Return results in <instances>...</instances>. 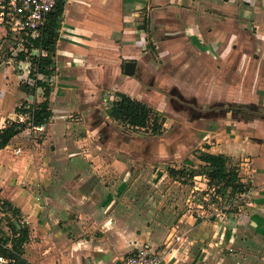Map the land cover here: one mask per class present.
<instances>
[{
    "label": "crops",
    "instance_id": "crops-1",
    "mask_svg": "<svg viewBox=\"0 0 264 264\" xmlns=\"http://www.w3.org/2000/svg\"><path fill=\"white\" fill-rule=\"evenodd\" d=\"M19 62L18 80L33 84ZM13 77L0 73V128L19 102L43 98L37 87L8 105ZM51 88L41 138L25 128L0 148V197L28 231L30 264H121L140 245L166 264H264V0H64ZM143 88L176 96L195 115L196 147L235 167L237 211L154 218L127 204L137 172L119 164V148L130 140L95 102L113 90L138 99Z\"/></svg>",
    "mask_w": 264,
    "mask_h": 264
},
{
    "label": "rangeland",
    "instance_id": "rangeland-1",
    "mask_svg": "<svg viewBox=\"0 0 264 264\" xmlns=\"http://www.w3.org/2000/svg\"><path fill=\"white\" fill-rule=\"evenodd\" d=\"M3 28L4 33L0 35V73L2 75L4 72L8 73L9 70L15 75L9 82V85L12 86L8 89V94L5 97L9 105L10 102H15L16 99L20 100L26 95L24 88L35 95L37 87L30 84L26 85L27 80L24 82L18 80L17 77L21 76L23 65L15 56L23 46L22 43H18V37H20L18 34L8 32L5 26ZM51 77L47 79L50 84ZM158 84L162 85L163 83L159 80ZM125 86L127 89L131 88L129 82ZM145 89L138 94V99L159 110L164 115L165 121L159 134H151L146 130L127 129L118 123L120 128L117 131L130 140H126L128 142L127 147H120L121 150L116 147L122 153L119 164L126 162L127 167L129 166L137 172V179H135L134 184L137 187V193L127 194L129 199L127 204L134 202L140 212H148L154 218L161 214L171 215V217L172 215L176 217L189 214L196 218L212 219L216 214L223 215L226 212L237 211L240 194L230 193L229 190L220 191L215 186L208 185L205 176L199 172L201 169L200 161L196 156L201 150L196 147L195 115L189 112V109L186 112L178 110L177 106L180 101L176 96L170 98L165 94H159L158 90ZM114 98H116L114 90L102 91L98 102L96 101L95 104L98 105L99 109L106 111ZM73 100L74 98H69V102ZM77 100L80 101L79 104L88 101L86 96H81ZM91 103L92 101H88V104ZM23 117L25 118L24 115ZM16 118L20 120V117L15 115L10 120ZM70 118H73L75 122L81 121V116L75 112L70 114ZM109 125L112 131L118 128L113 122H109ZM30 132L28 135L34 134L33 138L39 139L45 130L41 132L30 130ZM84 133V127L76 129V136H83ZM129 160H131L130 163H128ZM170 168L183 169L185 173L194 170V175L191 177L171 176L169 175ZM3 202L5 199L0 197V236H8L12 234L11 222L17 228L21 227L22 224L20 219L12 217L13 208L9 209Z\"/></svg>",
    "mask_w": 264,
    "mask_h": 264
},
{
    "label": "trees",
    "instance_id": "trees-1",
    "mask_svg": "<svg viewBox=\"0 0 264 264\" xmlns=\"http://www.w3.org/2000/svg\"><path fill=\"white\" fill-rule=\"evenodd\" d=\"M63 8L64 0H57L54 9L37 34L34 36L23 34L21 36L23 47L16 53L15 58L29 63L28 76L34 80L33 84L30 85L41 87L43 98L39 102L30 104L26 103V100H22L21 104L15 108L16 112L26 114L28 119L23 122L10 120L4 127L0 128V148L4 147L14 135L28 128V123L33 126L45 124L51 117L49 97L52 88L47 79L52 75ZM38 75H42L46 80L39 79ZM34 87L31 88L34 89ZM24 90L27 93L30 92L27 88ZM115 95L116 98L106 108V113L111 119L131 130H146L151 134H159L162 131L165 117L159 110L123 92H116ZM196 157L200 161L201 169L199 172L205 176L208 185L215 186L220 191L229 190L230 193L234 194L243 193L244 183L240 181L235 167L228 166L226 156L220 153L200 151ZM169 175L191 177L194 175V170L185 173L183 169L170 168ZM3 204L12 209L7 200ZM12 217L18 218L15 209H13ZM11 233L8 236H0V256L6 260V264H30L22 256L23 244L28 239L26 227L17 228L11 222Z\"/></svg>",
    "mask_w": 264,
    "mask_h": 264
},
{
    "label": "built area",
    "instance_id": "built-area-1",
    "mask_svg": "<svg viewBox=\"0 0 264 264\" xmlns=\"http://www.w3.org/2000/svg\"><path fill=\"white\" fill-rule=\"evenodd\" d=\"M57 0H0V24L7 27L8 32L18 34V43H22V35L34 36L46 22ZM28 119L26 114H19V121ZM28 129L43 131L44 124L32 125ZM16 152L21 149L17 148ZM179 239V236H176ZM0 263L6 260L0 256ZM121 264H166L163 255L148 245H141L130 250Z\"/></svg>",
    "mask_w": 264,
    "mask_h": 264
},
{
    "label": "water",
    "instance_id": "water-1",
    "mask_svg": "<svg viewBox=\"0 0 264 264\" xmlns=\"http://www.w3.org/2000/svg\"><path fill=\"white\" fill-rule=\"evenodd\" d=\"M134 67H135V62L128 60L124 63L123 66V71L128 74V75H132L134 72Z\"/></svg>",
    "mask_w": 264,
    "mask_h": 264
}]
</instances>
